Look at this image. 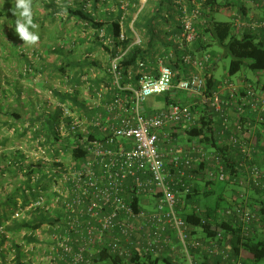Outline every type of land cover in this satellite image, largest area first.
<instances>
[{"label":"built area","instance_id":"obj_1","mask_svg":"<svg viewBox=\"0 0 264 264\" xmlns=\"http://www.w3.org/2000/svg\"><path fill=\"white\" fill-rule=\"evenodd\" d=\"M236 2L240 8L251 3L261 16L245 19L234 15V28L264 42V0H224V4ZM192 4L191 9L182 5V29L168 38L169 54L163 50L151 68L139 61L135 82L134 71H129L123 85L120 67L132 48L144 44L132 24L129 36L124 30L118 38H108L105 30L94 32L109 50L108 62L104 76L100 74L102 65L81 77L82 90L88 95L86 109L63 102L49 91L45 104L36 102V117L59 112L53 141L60 155L56 157L53 149L40 145L44 137L36 142L37 149L24 151L34 168L40 162L44 167L31 177L26 191L35 193L37 199L26 211L19 208L12 219L20 221L27 211L41 209L53 223L44 228L48 236L43 244L24 247L28 257L23 264H116L113 259L133 264L135 253L173 264H202L205 259L244 264L241 256H233V235L223 224L236 230L243 243L252 227L261 222L264 172L252 159L258 124L264 121V88L246 78L240 83L227 78L208 93L205 71L213 57L207 49L199 54L193 51L200 41L199 27L205 26L207 17L201 3L193 0ZM128 39L131 44L122 50L117 43ZM166 60L179 61L181 69L175 71ZM27 72L24 66L22 74ZM63 82L66 92L72 94L69 80ZM174 89L188 101L176 102L170 96L163 110L142 109L150 97ZM197 106L217 116L213 120L220 122L219 134L225 136L218 145L189 141V132L198 127ZM74 149L85 157L74 159ZM231 150L240 156L237 162L225 158L224 152ZM27 172L24 169L21 181H26ZM41 179H46L47 187L37 186ZM213 182H233L240 190L235 192L232 206L211 214V226L205 231L207 210L194 187ZM251 189L258 193L254 198ZM128 199L139 208H133ZM183 211L194 214L201 223L189 224Z\"/></svg>","mask_w":264,"mask_h":264},{"label":"trees","instance_id":"obj_2","mask_svg":"<svg viewBox=\"0 0 264 264\" xmlns=\"http://www.w3.org/2000/svg\"><path fill=\"white\" fill-rule=\"evenodd\" d=\"M106 1L90 0L91 5H89L88 1L80 0H31L32 23L36 27L32 28L29 26V31L35 32L39 36V39L33 43L23 39L16 31L17 22H24L20 16V9L16 7V0H0V98L4 87L6 90L4 94L9 96L8 99L13 97V103L20 107L19 110H15L12 103L7 104L5 102V104H2L0 101V134L2 126L12 132V136H2L0 139V264H9L10 253L14 254L13 264H23L22 260L28 257L24 247L44 242L42 237L44 233H47L44 228L53 223V220L47 214H43L41 209L27 211L26 218L20 221L12 219V216L19 208L26 211V208L37 199L35 193L30 192L27 194L26 191L31 187V177L42 172L44 164L40 162L34 168L32 164L27 162L24 150L10 149V140L13 137L19 140L25 137L29 139L31 148L35 150L38 148L36 142L41 137H44L45 141L41 142L40 145L48 150L53 149L56 157L60 155L53 141L54 136H56L55 130L59 112L51 115L44 113L41 117H36L34 105H29V112L25 111L23 104L25 99L23 97L27 92L31 93V90L26 91L23 89L22 79L33 81L43 79L44 88H47L58 99L86 109L87 105L80 103L77 96L82 92L83 83L81 77L92 68L101 67V65L96 60L88 58L78 61L73 57L75 54L74 50H69L66 44H60L61 47L56 44L65 35V31L71 21L76 24V29L80 28L84 31L92 32L90 34L94 38L91 39L89 46L91 54L96 50H103L105 53L109 51L98 40V33H94L96 31L105 30L108 38H118L124 30L129 36L130 26L133 24V29L147 38V46L132 48L120 63L125 76L123 85H126L129 71H134V82L138 78L139 61L146 63L149 68L156 64L152 50L159 37H163L165 48L169 52L171 44L168 38L171 33L162 34L158 31H163L165 27H172L175 31L174 34L179 33L182 29L180 19V16H182V5L185 4L190 9L193 7V0H149L147 5H144L139 12L138 9L141 7L140 0H128L127 9H124L123 4L119 0H112L116 7L115 10L100 13L99 6L102 4L106 5ZM195 2L203 5V13L207 17L205 26L199 27L201 35L199 45L203 46V49H208L209 44H211L210 47L213 45L216 47V52H210L213 60L223 57L231 58L227 70L228 76H236L243 68L249 69L256 77L259 74H263L264 42H259L250 33L245 32L242 34L233 26L234 15L239 14L245 19H247L246 17L253 18L254 16H250L249 12L245 11V7L240 8L236 6L237 4H224V0H207L206 2L195 0ZM233 9L238 11L234 12L232 11ZM225 10L231 16L233 15L231 22H222L216 19V16L224 13L223 11ZM134 14H138L134 22L126 18V16H134ZM131 41V39H128L117 43V45H120L121 49L124 50L131 44ZM51 48L54 49L51 50ZM27 51L32 53V58L26 54ZM116 51H113L112 57L116 55ZM43 55H46V57L43 58ZM22 64L28 67V72L25 75L22 74L24 69L21 66ZM165 64L174 68L175 71L181 69L179 61L166 60ZM213 66L212 64L209 65L205 71L208 93L215 91L218 84L213 74ZM3 72L5 73L4 75ZM54 77H58L63 81L67 78L69 86L73 88L74 92L72 94L63 93L53 86L50 87L49 83ZM255 85L259 86V81ZM167 95H169L166 99L167 105L169 104L170 96H173L176 102L186 103L188 101L185 94L175 89ZM29 98L30 96H27V99ZM196 113L199 116L198 127L189 132V141L196 140L199 143L215 146L225 139V136L219 134L221 124L213 120V118L216 120L217 116L213 115L211 110L208 109L206 111L197 106ZM24 116L27 119L16 128L14 124L21 123ZM258 125L257 139L253 144L254 156L252 164L264 172V121ZM71 153L74 159L85 157V153L80 151V149H74ZM224 153L225 158L229 159V161L237 162L240 159L239 155H235L234 150ZM24 169L28 170L26 173L27 179L26 181H21L19 178ZM41 184L47 187L48 182H46V179H41L37 186ZM215 185L216 183L213 182L208 184L207 187L200 185L194 187L196 196L202 195V198L213 196L217 200L214 207L204 205L207 210L204 218L208 220L207 226H204L205 231H208V227L211 226L210 216L213 212H216L221 207L232 206L233 204L234 195H228L225 189H216ZM227 186L239 187L233 182L232 184L227 183ZM234 191L236 190L233 189ZM251 192L252 198L258 194L254 189H251ZM128 202L133 208H139L136 201L128 199ZM259 215L261 222L252 227L250 235L243 243H241L236 230L227 223L223 224L227 233L233 235L231 244L233 256H241L244 259V264H259L264 261V209L261 210ZM182 216L189 224L194 226L201 223L194 214L183 211ZM21 232H24L22 233L23 236L20 241H17V235L21 234ZM113 260L116 264L122 263L120 259ZM131 262L133 264H173L168 259L151 260V258H143L137 253H135ZM202 264H221V261L205 259Z\"/></svg>","mask_w":264,"mask_h":264},{"label":"rangeland","instance_id":"obj_3","mask_svg":"<svg viewBox=\"0 0 264 264\" xmlns=\"http://www.w3.org/2000/svg\"><path fill=\"white\" fill-rule=\"evenodd\" d=\"M80 1H88L89 2V5H91L90 3V0H80ZM106 0H101V2H105ZM122 4H123V7L124 9H127L128 8V0H119ZM149 0H140V8L138 9L139 12L141 11L142 7H144V5H147V2ZM239 7V5H236ZM115 6L112 2V0H107L106 1V5L105 4H102L99 6V12L100 13H104L106 11H113L115 10ZM232 11L236 12L238 11L237 9H233ZM226 12V11H225ZM224 13H220L216 16V19L218 21H222V22H231V17L226 15ZM48 15V14H47ZM137 15L138 14H134V16H126V18H129L131 19L133 22L134 20H136L137 18ZM58 18H61V17H58ZM130 21V20H129ZM76 24L74 23V21H71L70 25L68 26V29L65 31V35L63 36L62 39L59 40V42H57L56 44H58V46L60 44H66L68 46V49L71 50V48L74 50L73 52L75 53L73 57H75L78 61H82L84 60L85 58H92L93 60H96L98 62L99 65H102L105 68L104 70H100V74L101 76H104V74L106 73V66H107V62H108V57L106 56V53L103 51V50H96L95 52H93L92 54L89 52V46L91 44V41L90 40V37H92V39L94 38L91 34H89L87 31H84L82 29H76L75 28ZM133 26V25H132ZM126 29V28H124ZM159 30V29H158ZM159 33H162L164 34L165 33V30L163 29V31H158ZM142 36V39H143V46H147V38L143 35ZM89 38V39H88ZM211 46V44H209ZM72 46H75L77 47L76 49H74V47ZM208 47V51L209 52H213V51H217L216 47L213 45L212 47ZM146 48V47H145ZM54 49V48H53ZM51 48V50H53ZM165 41L163 39V37H159L158 38V41L155 43L154 45V49L152 50V53H153V56L156 58L161 52H163V50H165ZM51 52V51H50ZM30 58H32V53L27 51L26 53ZM46 55H43V58H45ZM53 58H55L53 56ZM56 60V58H55ZM215 62V63H214ZM230 62H231V58H226V57H223V58H216L212 61L211 64L215 65L214 67V76H215V79L216 81H218V83H221L223 82L225 79L227 78H231L232 81H234L235 83H238L241 79H248L250 82L256 84L258 81L260 83H262V85L264 84V74L260 77H256L255 74L253 72H251L249 69L247 68H243V70L237 74L236 76L234 77H229L228 74H227V70H228V67L230 65ZM25 64L22 65V68H24ZM56 81L55 84L57 86V89L59 88L60 90L64 89V90H67V88L65 87V85H62V83L60 82L59 83V80L60 78H56L55 79ZM58 81V82H57ZM34 82L36 84H34ZM34 82H31V81H22V86H23V89L26 90V91H29L32 90L31 88L34 87V89L36 90L35 92H37L36 95H38V97L40 99H44V97H46L48 94V92L46 91H43L41 89L42 87V82L40 79L38 80H35ZM52 84V83H51ZM261 85V84H260ZM84 92V91H83ZM29 94V95H28ZM85 94V93H84ZM27 96L30 98L27 99ZM32 95H30L29 92H27V94H24V99L27 101L24 100V106H25V111L29 112L30 111V106H32V101H34L33 98H31ZM169 95L167 94H163V95H160V96H152L150 97L146 102L145 104H143V110L146 111V112H151V111H159V110H163L165 108L168 107L167 105V102H166V99ZM36 105V104H35ZM16 106V105H14ZM16 109V107L14 108ZM20 107L17 109L19 110ZM17 128V127H16ZM7 136H12V132L10 133H7ZM14 138V137H13ZM13 141V140H12ZM180 141L182 143L185 142V140L183 138L180 137ZM10 149H22L24 151H33V149L31 148V144H30V141L29 139H23L21 141H13L10 143L9 145ZM1 164V163H0ZM216 189L218 190H223L225 189L227 192L228 195H234L236 191H239L240 190V187H228L227 186V183H224V182H216ZM233 189H235L236 191L233 192ZM216 198L213 197V196H210L209 198L208 197H204L202 198V206L204 207V205H207V206H210V207H214L216 205ZM45 231V230H44ZM44 231H41V232H44ZM24 232H21V234L17 235V241H20L21 237L23 236ZM47 233H44L43 234V237L42 239L44 241L47 240ZM43 244V242H42ZM9 264H13V260L11 259L14 254L13 253H10L9 254ZM259 264H264V261H262L261 263Z\"/></svg>","mask_w":264,"mask_h":264},{"label":"crops","instance_id":"obj_4","mask_svg":"<svg viewBox=\"0 0 264 264\" xmlns=\"http://www.w3.org/2000/svg\"><path fill=\"white\" fill-rule=\"evenodd\" d=\"M244 1H242V3H243ZM234 4H237V2L236 3H234ZM226 11V10H225ZM225 11H223V12H225ZM245 11H247V12H249V15L250 16H261V12H260V10H259V8H257V7H255V6H253L251 3H249V2H247V4H246V8H245ZM225 14L226 15H228V16H230L231 17V19L233 18V15L231 16L228 12H225ZM176 17V16H175ZM134 22V21H133ZM132 25V24H131ZM131 27V26H130ZM133 27V26H132ZM164 30H165V33L167 32L168 34L169 33H171V34H174V28H172V27H165L164 28ZM164 33V34H165ZM204 47L203 46H201V45H199V43H197L195 46H194V48H193V51L196 53V54H199V52H200V50H204L203 49ZM171 51V49L169 50V52ZM169 52H168V50H166L165 49V54L166 55H168L169 54ZM164 54V55H165ZM216 59V58H215ZM215 63V62H214ZM23 65V64H22ZM21 65V66H22ZM213 65V64H212ZM44 66V65H43ZM46 66V65H45ZM46 67H49V66H46ZM214 67H215V65L213 66V71H214ZM5 73L3 72V75H4ZM214 74V73H213ZM263 74H259V76L261 77ZM56 78H58V77H54L53 78V80L52 81H50V83H49V85H50V87L51 86H53L54 88H56L57 89V86H56V84H55V82L54 81H56L55 79ZM26 80H28V81H31V82H34L33 80H29V79H22V81H26ZM41 80V79H40ZM22 81H21V84H22ZM41 82H42V87H41V89L43 90V91H46V92H48V89L47 88H44V81H43V79L41 80ZM58 82V81H57ZM62 83V85H65V83L63 82V80H59V83ZM52 83V84H51ZM95 83H99L98 81H96ZM217 83H218V81H217ZM238 83H240V82H238ZM260 83V82H259ZM34 84H36L35 82H34ZM261 85H262V83H260ZM262 86H264V84L262 85ZM23 87V86H22ZM48 88H49V86H48ZM8 89V88H7ZM32 90H31V98H33L34 99V101H32V104L34 105V108H35V104H36V102H41L42 104H45L46 103V101H44L43 99H40L39 97H38V95H36L37 94V92H35L36 90L34 89V87L33 88H31ZM59 89V88H58ZM60 90V89H59ZM61 92H63V93H65L66 92V90H64V89H62V90H60ZM4 92H6V90H5V88L3 87L2 88V95H1V98H0V101L2 102V104H5V102L8 104V103H12V105H15L14 103H13V100H14V98L13 97H10L9 99H8V95H6V94H4ZM85 93V94H84ZM78 99H79V102L80 103H85V101H87V99H88V95L86 94V92H85V90H84V92H83V90H82V92L81 93H79L78 95ZM46 97H44V99H45ZM16 107V109L15 110H17L18 108H19V106H13V108H15ZM34 111H35V109H33ZM53 114V113H52ZM26 116V115H25ZM24 116V118H23V120H21V123L19 122V123H16V124H14V126L15 127H17V126H20L23 122H25V120L27 119L26 117ZM7 120V119H6ZM8 121V120H7ZM9 122H11V120H9ZM1 125V124H0ZM1 134H0V139H1V137L2 136H4V137H7V134H6V132L7 133H10V131H9V129L8 128H6V127H1ZM8 137H10V136H8ZM23 139H27V138H25V137H23L22 139H18V138H12V140L13 141H16V140H18V141H21V140H23ZM12 140H10V142H13Z\"/></svg>","mask_w":264,"mask_h":264},{"label":"clouds","instance_id":"obj_5","mask_svg":"<svg viewBox=\"0 0 264 264\" xmlns=\"http://www.w3.org/2000/svg\"><path fill=\"white\" fill-rule=\"evenodd\" d=\"M16 7L20 9V16L24 22H17L16 31L19 35L29 42H36L39 36L35 32L29 31V26L35 28L36 26L32 23V7L31 0H16Z\"/></svg>","mask_w":264,"mask_h":264}]
</instances>
